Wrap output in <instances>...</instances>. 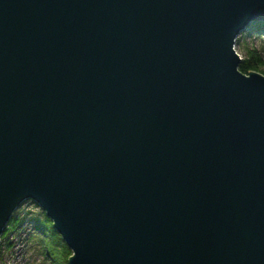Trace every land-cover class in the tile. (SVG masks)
<instances>
[{"label":"water","instance_id":"obj_1","mask_svg":"<svg viewBox=\"0 0 264 264\" xmlns=\"http://www.w3.org/2000/svg\"><path fill=\"white\" fill-rule=\"evenodd\" d=\"M264 0H0V236L35 202L68 264H264Z\"/></svg>","mask_w":264,"mask_h":264},{"label":"trees","instance_id":"obj_2","mask_svg":"<svg viewBox=\"0 0 264 264\" xmlns=\"http://www.w3.org/2000/svg\"><path fill=\"white\" fill-rule=\"evenodd\" d=\"M254 36L258 38L259 46H245V43L241 45L243 56L238 65V70L243 74L258 72L264 75V23L250 25L239 35L237 41L242 38L251 39ZM41 216V219H31L33 224L32 230L36 233L33 234L34 236L30 235L29 237V240L36 243L35 253L40 257V260L37 261L35 259L28 264H68V259L72 254L71 250L54 230L52 222L44 212H41ZM19 226L20 220L12 214L0 236V241L4 240L10 232L17 230ZM8 246L6 245V248Z\"/></svg>","mask_w":264,"mask_h":264},{"label":"rangeland","instance_id":"obj_3","mask_svg":"<svg viewBox=\"0 0 264 264\" xmlns=\"http://www.w3.org/2000/svg\"><path fill=\"white\" fill-rule=\"evenodd\" d=\"M236 41L233 49L241 58L243 56L241 47L243 43L246 44L245 46H259V40L255 36L251 39L242 38ZM41 212L43 211L40 206L32 200H25L15 209L13 214L20 220V226L14 232H10L4 240L0 241V264H28L32 260H40V257L35 253L36 243L29 240V237L36 233L32 230L31 219H41ZM6 245H9L8 248H6Z\"/></svg>","mask_w":264,"mask_h":264}]
</instances>
